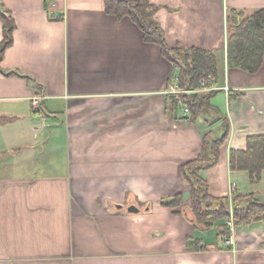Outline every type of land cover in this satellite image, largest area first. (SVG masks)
I'll use <instances>...</instances> for the list:
<instances>
[{
  "label": "crops",
  "instance_id": "0c3cea01",
  "mask_svg": "<svg viewBox=\"0 0 264 264\" xmlns=\"http://www.w3.org/2000/svg\"><path fill=\"white\" fill-rule=\"evenodd\" d=\"M1 1L16 30L0 73V264H264V219L224 236L226 223L200 230L162 205L181 195L188 213L182 167L222 119L192 123L172 106L179 71L160 46L108 15L105 0ZM150 1L168 47L214 52L215 83L229 88L211 100L230 134L201 172L209 194L264 202V172L252 184L230 167L232 151L264 135V60L249 74L230 68L227 52L230 11L249 16L264 0Z\"/></svg>",
  "mask_w": 264,
  "mask_h": 264
},
{
  "label": "trees",
  "instance_id": "16d2710c",
  "mask_svg": "<svg viewBox=\"0 0 264 264\" xmlns=\"http://www.w3.org/2000/svg\"><path fill=\"white\" fill-rule=\"evenodd\" d=\"M105 9L108 15L117 19L130 18L143 33L145 43L160 46L164 58L173 65L174 71H179L178 86L182 90L194 91L199 88L201 81L208 80L210 76L214 79L218 77L219 62L214 52L197 48L170 49L168 47L166 35L156 21L158 7L154 6L150 0H105ZM0 21L3 25V41L0 43V73L9 75L2 70L1 63L6 51L14 43L16 24L1 0ZM227 22L228 66L249 74L257 73L264 60V9L249 16L238 11H230ZM12 75L16 74H10ZM218 92L202 95L189 93L181 97L190 111L188 121L194 123L202 115L215 114L222 119V129L220 135L214 132L207 133L203 137L199 156L182 167V175L191 188L189 212H185L182 208L181 195L162 202V205L167 208H181L177 213L187 214L190 221L200 230H210L220 220L230 218H233L234 226L264 219V202L260 201L256 195H235L232 200L228 197L214 198L209 194L208 185L201 177L202 171L212 169L218 164L220 149L230 134L228 120L211 105V100ZM231 98L234 97L231 96ZM176 103L175 100L173 104ZM230 167L232 171L249 172L252 184L260 182L264 172V135L249 137L246 151H232ZM222 234L229 236L231 228L225 226ZM195 245L196 242L190 241L188 249L195 250Z\"/></svg>",
  "mask_w": 264,
  "mask_h": 264
},
{
  "label": "built area",
  "instance_id": "2783aa9c",
  "mask_svg": "<svg viewBox=\"0 0 264 264\" xmlns=\"http://www.w3.org/2000/svg\"><path fill=\"white\" fill-rule=\"evenodd\" d=\"M219 90H224L226 92L229 91L228 87H224V88H219L217 87L216 83H215V79L210 76L208 80H203L201 81L199 88H197L194 91H185L182 90L179 86H178V79L175 80L174 83H172L168 89V91L166 92V94L170 95V99L173 102L178 101L179 105L183 106V114L184 116L190 115V111L188 109V107L186 106V102L181 98L183 95L185 94H189V93H205V94H209L211 92H215V91H219ZM35 100V99H34ZM37 103L34 102V106H36ZM229 227H234V220L233 218H230L227 223H226Z\"/></svg>",
  "mask_w": 264,
  "mask_h": 264
},
{
  "label": "water",
  "instance_id": "95a60500",
  "mask_svg": "<svg viewBox=\"0 0 264 264\" xmlns=\"http://www.w3.org/2000/svg\"><path fill=\"white\" fill-rule=\"evenodd\" d=\"M120 208H121V206H119V209ZM147 211H149V210H147ZM128 212L132 213V214H138V213H140V209L136 206H131L128 208Z\"/></svg>",
  "mask_w": 264,
  "mask_h": 264
},
{
  "label": "rangeland",
  "instance_id": "374dc122",
  "mask_svg": "<svg viewBox=\"0 0 264 264\" xmlns=\"http://www.w3.org/2000/svg\"><path fill=\"white\" fill-rule=\"evenodd\" d=\"M198 94H201V93H198ZM202 94H205V93H202ZM201 94V95H202ZM172 106H175L173 103H172ZM233 194H235V190L234 189H232V195ZM175 197V196H174ZM190 208V207H189ZM189 208H188V212H189ZM178 210H181V208H177ZM176 210V209H175ZM187 212V211H186ZM192 217H193V215H192ZM229 219H225V220H220L218 223H220V222H222V223H227V221H228ZM217 223V224H218ZM223 225H226V224H223Z\"/></svg>",
  "mask_w": 264,
  "mask_h": 264
}]
</instances>
